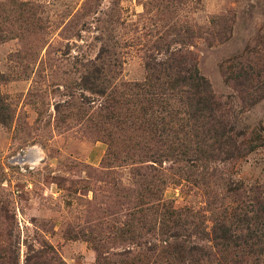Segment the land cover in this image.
I'll list each match as a JSON object with an SVG mask.
<instances>
[{
  "label": "rangeland",
  "instance_id": "374dc122",
  "mask_svg": "<svg viewBox=\"0 0 264 264\" xmlns=\"http://www.w3.org/2000/svg\"><path fill=\"white\" fill-rule=\"evenodd\" d=\"M0 264H264V0H0Z\"/></svg>",
  "mask_w": 264,
  "mask_h": 264
}]
</instances>
